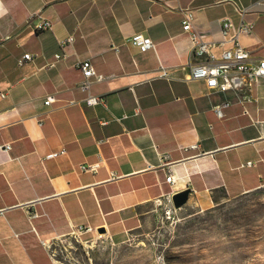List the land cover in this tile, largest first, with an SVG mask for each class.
<instances>
[{
	"label": "crops",
	"instance_id": "0c3cea01",
	"mask_svg": "<svg viewBox=\"0 0 264 264\" xmlns=\"http://www.w3.org/2000/svg\"><path fill=\"white\" fill-rule=\"evenodd\" d=\"M233 1L253 21L241 43L264 57V0H0V146L11 144L0 148V264H54L52 246L80 226L92 228L87 243L150 230L164 193L188 191L185 204L208 209L264 190V79L245 102L203 80H147L161 64L191 57L181 9H195L205 40H221L223 19L243 20ZM38 15L53 29L37 31ZM138 32L155 49L132 44ZM70 34L74 43L62 46ZM28 52L34 58L19 65ZM58 52L67 57L50 66ZM79 59L108 77L92 85L105 104L82 101ZM225 103L219 117L214 107ZM95 163V171L79 168Z\"/></svg>",
	"mask_w": 264,
	"mask_h": 264
},
{
	"label": "rangeland",
	"instance_id": "374dc122",
	"mask_svg": "<svg viewBox=\"0 0 264 264\" xmlns=\"http://www.w3.org/2000/svg\"><path fill=\"white\" fill-rule=\"evenodd\" d=\"M51 250L57 264H264V190L208 209L185 204L174 219L123 241L69 236Z\"/></svg>",
	"mask_w": 264,
	"mask_h": 264
},
{
	"label": "built area",
	"instance_id": "2783aa9c",
	"mask_svg": "<svg viewBox=\"0 0 264 264\" xmlns=\"http://www.w3.org/2000/svg\"><path fill=\"white\" fill-rule=\"evenodd\" d=\"M233 3L237 11L242 15L243 20L240 24L236 25L229 17L223 19V38L221 40H205L194 29V21L196 19L195 9L190 7L181 9L183 14V30L189 32L192 38L193 49L191 57L187 63L175 67H167L161 64L155 71L156 74L147 80H203L209 89L219 91L233 90L241 102L252 100L251 91L254 85L264 79V57L252 55L241 43V34H249L253 31V21L245 18L248 13L247 7L242 6L236 1H233ZM38 18V23L34 25L37 31L53 29V23L50 20L44 19L40 15H38ZM74 41L75 35L70 34L66 38L60 39V44L62 46L72 45ZM130 41L141 51L155 49L156 47L152 38L142 32L134 33ZM227 43H230L229 47H225ZM215 47H224L220 55L213 53ZM66 57L67 53L58 52L54 55V61L49 63V65L53 66L56 62ZM33 58L31 53H25L18 59V64L23 65L26 61L32 60ZM77 65L82 71V78L77 82L76 87L86 93V97L82 101L88 106L105 104L104 97L93 94L92 85L94 82L103 81L108 77L104 74L97 73L91 60L79 59ZM1 96H7V92H1ZM75 102L74 100L71 101V103ZM50 103L51 97L48 96L45 99V104L50 105ZM226 105L227 103L214 107L219 117L223 116L222 108ZM42 123V120H40L41 125ZM0 148L9 151L11 144L6 143L1 145ZM187 148L196 149L198 148V144H191ZM63 153H66L65 148L51 152L45 158H54ZM167 158H169L168 154L163 155V159ZM247 164L253 165L254 163L249 161ZM99 166L100 163L80 164L79 168L82 171H95ZM112 176L114 177V175ZM166 181L171 184L175 182V176L171 169H169ZM174 195L173 193H164L155 201L161 209V217L163 219H174L177 212L182 209V206L177 207L175 205ZM91 230L92 228L89 226H80L74 232L73 236L78 242L83 243V235ZM54 264H56L55 260Z\"/></svg>",
	"mask_w": 264,
	"mask_h": 264
},
{
	"label": "water",
	"instance_id": "95a60500",
	"mask_svg": "<svg viewBox=\"0 0 264 264\" xmlns=\"http://www.w3.org/2000/svg\"><path fill=\"white\" fill-rule=\"evenodd\" d=\"M173 199L177 207L185 205L188 199V191H182V192L176 193Z\"/></svg>",
	"mask_w": 264,
	"mask_h": 264
},
{
	"label": "bare ground",
	"instance_id": "6f19581e",
	"mask_svg": "<svg viewBox=\"0 0 264 264\" xmlns=\"http://www.w3.org/2000/svg\"><path fill=\"white\" fill-rule=\"evenodd\" d=\"M55 262H57L56 260H55ZM57 264V263H56Z\"/></svg>",
	"mask_w": 264,
	"mask_h": 264
}]
</instances>
